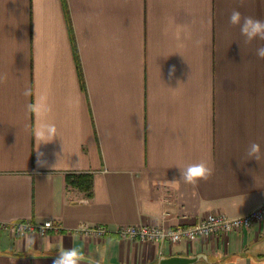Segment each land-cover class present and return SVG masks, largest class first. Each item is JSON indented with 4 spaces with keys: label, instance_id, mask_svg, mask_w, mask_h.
Returning a JSON list of instances; mask_svg holds the SVG:
<instances>
[{
    "label": "crops",
    "instance_id": "0c3cea01",
    "mask_svg": "<svg viewBox=\"0 0 264 264\" xmlns=\"http://www.w3.org/2000/svg\"><path fill=\"white\" fill-rule=\"evenodd\" d=\"M234 9L264 20V0H0V264H52L61 248L80 264H264V221L174 244L77 231L191 225L264 201V156L246 155L252 142L264 152V41L244 42ZM42 122L58 138L37 150ZM202 160L208 181L180 180L177 166ZM78 173L92 195L67 183ZM45 219L61 231L1 227Z\"/></svg>",
    "mask_w": 264,
    "mask_h": 264
},
{
    "label": "built area",
    "instance_id": "2783aa9c",
    "mask_svg": "<svg viewBox=\"0 0 264 264\" xmlns=\"http://www.w3.org/2000/svg\"><path fill=\"white\" fill-rule=\"evenodd\" d=\"M264 221V201L257 207L239 216H228L224 213L211 212L200 217L191 225L178 224L166 226L160 222L125 224L114 230L103 225L88 226L81 224L78 232L87 237H103L115 233L121 238H132L155 244L169 242H195L200 239L212 237H227L231 232L242 228H249L254 223ZM1 227L13 231L18 236H27L31 233L46 235L51 232H60L62 225L59 221L45 219L41 222L29 220H16L10 223H2Z\"/></svg>",
    "mask_w": 264,
    "mask_h": 264
},
{
    "label": "clouds",
    "instance_id": "9594fccd",
    "mask_svg": "<svg viewBox=\"0 0 264 264\" xmlns=\"http://www.w3.org/2000/svg\"><path fill=\"white\" fill-rule=\"evenodd\" d=\"M229 23L232 26H239L240 33L244 37V42L246 44H250L256 39L264 41V20L256 19L251 16H244L239 10L234 9L229 16ZM255 55L260 59H264V46L258 47ZM174 72L175 68L173 67L170 69L169 75L171 76ZM24 94L29 95V90L26 89ZM27 107L30 111L34 109L33 105H28ZM33 135L38 145L37 150L41 144L50 143L58 138L56 125L49 122L40 123L33 130ZM246 155L250 159H255L259 162L262 156H264V152H262L259 143L252 142L247 148ZM43 156L44 153L37 151V162L41 166L46 164V161L41 159ZM56 165L53 167L55 168ZM177 167L180 169V180L193 186L201 181H208L214 173V168L204 160L188 164L182 169L179 166ZM167 182L169 184H175L177 181ZM82 259V255L76 248H61L52 260V264H80Z\"/></svg>",
    "mask_w": 264,
    "mask_h": 264
},
{
    "label": "trees",
    "instance_id": "16d2710c",
    "mask_svg": "<svg viewBox=\"0 0 264 264\" xmlns=\"http://www.w3.org/2000/svg\"><path fill=\"white\" fill-rule=\"evenodd\" d=\"M67 183L92 195L93 177L89 173L67 174Z\"/></svg>",
    "mask_w": 264,
    "mask_h": 264
},
{
    "label": "water",
    "instance_id": "95a60500",
    "mask_svg": "<svg viewBox=\"0 0 264 264\" xmlns=\"http://www.w3.org/2000/svg\"><path fill=\"white\" fill-rule=\"evenodd\" d=\"M202 254L184 256V255H171V256H162L159 264H195Z\"/></svg>",
    "mask_w": 264,
    "mask_h": 264
}]
</instances>
